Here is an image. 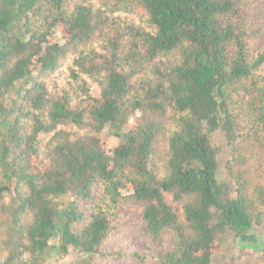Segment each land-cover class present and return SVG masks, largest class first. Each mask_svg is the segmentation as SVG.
<instances>
[{
  "label": "trees",
  "instance_id": "trees-1",
  "mask_svg": "<svg viewBox=\"0 0 264 264\" xmlns=\"http://www.w3.org/2000/svg\"><path fill=\"white\" fill-rule=\"evenodd\" d=\"M256 228L264 0H0V264L54 238L80 264H214Z\"/></svg>",
  "mask_w": 264,
  "mask_h": 264
},
{
  "label": "rangeland",
  "instance_id": "rangeland-1",
  "mask_svg": "<svg viewBox=\"0 0 264 264\" xmlns=\"http://www.w3.org/2000/svg\"><path fill=\"white\" fill-rule=\"evenodd\" d=\"M16 96V92H13V97H11V99L15 98ZM88 132H90V130L87 128H79V133ZM100 135L107 139L109 143V151H113L118 143V139L109 134L108 128L101 132ZM49 137L50 134H42L40 136L39 144L41 146V150L43 149V146ZM212 140L221 146V152L218 156V176L222 178L225 164L230 157L231 149L227 144L225 135L219 131L215 132L214 136L212 135ZM254 232L257 235V239L253 241H243L232 233L224 235L222 237V250L214 254L213 263L264 264V232L257 228L254 229ZM56 243L57 239L54 238L51 240L52 254L49 264H80L83 255L74 251H71L66 259H57L55 256Z\"/></svg>",
  "mask_w": 264,
  "mask_h": 264
}]
</instances>
